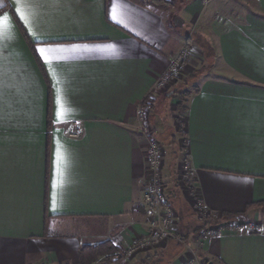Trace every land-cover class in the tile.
Here are the masks:
<instances>
[{
  "label": "crops",
  "instance_id": "obj_1",
  "mask_svg": "<svg viewBox=\"0 0 264 264\" xmlns=\"http://www.w3.org/2000/svg\"><path fill=\"white\" fill-rule=\"evenodd\" d=\"M167 1L0 0V264H80L84 246L121 253L147 234L138 109L186 46L197 194L250 228L204 240L201 258L264 264V0ZM74 123L79 139L68 136ZM163 177L172 201L170 164ZM178 202L180 237L120 264L193 252L172 258L200 227Z\"/></svg>",
  "mask_w": 264,
  "mask_h": 264
},
{
  "label": "built area",
  "instance_id": "obj_2",
  "mask_svg": "<svg viewBox=\"0 0 264 264\" xmlns=\"http://www.w3.org/2000/svg\"><path fill=\"white\" fill-rule=\"evenodd\" d=\"M185 50L178 53L170 62L167 71L159 78L154 92H158L170 80H176L182 76V64ZM150 97V96H149ZM138 130L147 139L146 159L148 162L150 179L145 185L143 192V204L148 216V232L143 237L135 240L123 252L117 253L110 264H120L125 259H131L144 251L158 248L168 241L179 238L178 221L175 208L169 203L165 188L162 183L163 155L160 146L153 138L152 126L150 125L149 104L143 101L138 109ZM84 128L74 123L68 131V136L73 139L82 137ZM183 176L196 196L193 210L200 223L201 230L195 235L196 248L188 254L181 264H195L201 243L212 237L220 236L226 231H246L250 228L247 225L233 226L228 220L216 212L207 208L196 191V171L192 168L188 155L183 162Z\"/></svg>",
  "mask_w": 264,
  "mask_h": 264
},
{
  "label": "rangeland",
  "instance_id": "obj_3",
  "mask_svg": "<svg viewBox=\"0 0 264 264\" xmlns=\"http://www.w3.org/2000/svg\"><path fill=\"white\" fill-rule=\"evenodd\" d=\"M250 1V0H244ZM185 50L184 61L182 64V76L178 79L170 80L165 86H163L158 92H154L153 95L147 100L149 104V116H150V125L152 126V114L157 116L159 124H157L158 133L156 130H152L153 138L158 143L161 148L163 155V167H162V183L165 188V193L167 196V184L163 177L165 166L173 167V176H174V191L175 196L171 201L167 196L169 203L175 208H177V201L181 203L183 200L187 205H190L191 211L193 213V206L196 201V196L189 188L186 179L183 176V162L187 156V145L185 139V116L186 112H181L178 109L179 95L181 92H190L191 96L193 95L195 89H198L197 86L191 85L193 79L189 81L196 72L193 71L191 62H190V49L188 46L182 48L178 53ZM177 53V54H178ZM176 54V55H177ZM175 55V56H176ZM195 79V78H194ZM173 91L169 96L166 93ZM160 96V100L154 108V104L157 101V98ZM176 99V100H175ZM190 99V98H189ZM184 103V106L188 104V101ZM175 100V101H174ZM174 101V102H172ZM164 131V132H163ZM157 133V135H156ZM177 160V161H176ZM173 187V186H172ZM190 201V204H189ZM178 210V209H177ZM176 210V215H177ZM178 221V216L177 219ZM178 225V224H177ZM179 229V226H178ZM195 246L192 242L187 243L186 245L181 246V248L176 251L177 253L172 256L174 260H180L185 257L189 249H194ZM173 252H163V264H167L168 258L171 257ZM197 254L198 264L202 261L201 254L199 250L195 253ZM197 262V261H196ZM202 263V262H201ZM181 264V262L179 263ZM197 264V263H196Z\"/></svg>",
  "mask_w": 264,
  "mask_h": 264
},
{
  "label": "trees",
  "instance_id": "obj_4",
  "mask_svg": "<svg viewBox=\"0 0 264 264\" xmlns=\"http://www.w3.org/2000/svg\"><path fill=\"white\" fill-rule=\"evenodd\" d=\"M135 2H144L145 0H132ZM152 2L159 4V3H169L167 0H151ZM198 92V89H195L194 93ZM191 97L190 92H181L179 95V103H178V109L181 112H187L188 110V104L184 106V103L187 102V100ZM149 97H147L144 101L147 102ZM203 226L200 225V227H196L194 229V232L200 231ZM181 235V232H179V237ZM118 253V249L111 244L110 242L98 244L95 246H84L80 250V264H92L96 261H98L101 258H104V261L111 263L113 261V257ZM164 260L163 255L161 254H153L149 255L146 260L144 261V264H160ZM202 264H208L210 261L207 259H202Z\"/></svg>",
  "mask_w": 264,
  "mask_h": 264
},
{
  "label": "water",
  "instance_id": "obj_5",
  "mask_svg": "<svg viewBox=\"0 0 264 264\" xmlns=\"http://www.w3.org/2000/svg\"><path fill=\"white\" fill-rule=\"evenodd\" d=\"M208 264H215L214 262L210 261Z\"/></svg>",
  "mask_w": 264,
  "mask_h": 264
},
{
  "label": "snow or ice",
  "instance_id": "obj_6",
  "mask_svg": "<svg viewBox=\"0 0 264 264\" xmlns=\"http://www.w3.org/2000/svg\"><path fill=\"white\" fill-rule=\"evenodd\" d=\"M6 19V18H5ZM41 51H43V50H41Z\"/></svg>",
  "mask_w": 264,
  "mask_h": 264
}]
</instances>
